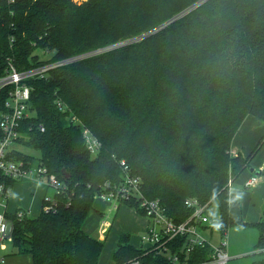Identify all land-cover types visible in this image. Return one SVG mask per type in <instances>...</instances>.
<instances>
[{
    "label": "trees",
    "instance_id": "16d2710c",
    "mask_svg": "<svg viewBox=\"0 0 264 264\" xmlns=\"http://www.w3.org/2000/svg\"><path fill=\"white\" fill-rule=\"evenodd\" d=\"M87 53L45 79L28 80L34 114L18 141L39 151L40 163L66 189L55 194L54 210L23 220L8 214L13 254L29 255L32 264H99L104 242L84 224L103 185L123 179V160L176 223L192 214L187 199L216 202L213 228L256 227L264 252V208L249 222L232 218L229 205V183L264 146L263 135L248 156L232 153L247 116L264 122V0H0V75L8 58L27 70ZM84 127L102 143L95 156ZM2 181L15 184L0 175ZM130 240L120 235L112 264H172ZM209 253L198 246L188 262Z\"/></svg>",
    "mask_w": 264,
    "mask_h": 264
},
{
    "label": "built area",
    "instance_id": "2783aa9c",
    "mask_svg": "<svg viewBox=\"0 0 264 264\" xmlns=\"http://www.w3.org/2000/svg\"><path fill=\"white\" fill-rule=\"evenodd\" d=\"M12 3L15 0H7ZM98 50L97 52H101ZM91 53L82 54L73 58L59 61H49L31 67L27 70H19L12 58H8L7 67L0 75V175L10 180L23 181L34 180L46 184L54 190L53 196L45 197L46 204L43 209L51 211L55 209V194L66 189L63 181L57 175L49 173L40 161L34 165V159L24 161L23 159L11 158V149L15 143L22 138V123L29 119L34 113L31 108L32 87L28 80L45 79L50 72L59 66L68 64L74 60L82 59ZM73 119H75L73 117ZM41 130H44L41 127ZM83 137L89 152L95 156L102 148L101 141L87 128H83ZM123 179L118 183L107 181L103 190L96 198L105 200L110 205V210L116 211L122 205L133 202V209L143 215L146 220V228L141 237V245L137 248L144 253H154L164 257L172 264H229L231 257L228 252L229 228H213L218 220H212L207 213L209 203L202 204L196 198H189L185 205L192 209V214L183 222L176 223L167 214L166 207L159 198L150 199L143 191L141 176L132 174L131 168L123 160ZM46 178V179H45ZM258 184V175L252 174L243 182L246 189L254 188ZM233 182L229 183V192L232 190ZM11 189L5 181L0 182V197L9 199ZM4 211L0 213V249L6 250L7 243L12 242V224L8 217L7 203L0 204ZM18 220L31 217L27 209L19 208L12 213ZM219 234L218 243L213 242V235ZM181 239L184 241L181 242ZM208 246L210 253L208 258L202 262L189 263V254L196 247ZM5 258L0 254V264H4ZM124 264H141L139 258H134Z\"/></svg>",
    "mask_w": 264,
    "mask_h": 264
},
{
    "label": "rangeland",
    "instance_id": "374dc122",
    "mask_svg": "<svg viewBox=\"0 0 264 264\" xmlns=\"http://www.w3.org/2000/svg\"><path fill=\"white\" fill-rule=\"evenodd\" d=\"M80 1V0H79ZM82 1V0H81ZM40 55V59H45L48 55L44 54L42 51H38ZM11 149H15L23 154H27L33 157L34 165L39 163L40 152L29 147L27 144L23 143H15L11 146ZM233 153V152H232ZM260 161L264 163V155L260 157ZM257 170H260L259 168ZM245 174H242L239 177L238 181L233 183V188L239 189L240 184L245 178ZM46 179V178H45ZM47 181L42 183L46 184ZM20 186L16 188L15 194H12L10 199V203L13 198L14 201H18L21 204H29L31 200L34 198V212L40 209V205L42 203L43 198V190H36L31 185H27L26 183L19 184ZM258 188H262V193L264 194V173L258 176ZM43 188V187H42ZM255 189V188H254ZM246 190L244 191L243 199H239L238 201L242 204L243 212L244 205L251 208L255 212H261L259 214V220L263 216L262 206L264 204V199L260 202H253L251 197V192L254 190ZM34 192V196H31V193ZM260 194V196H261ZM49 196V195H48ZM46 196V197H48ZM6 198L0 197V204L6 203ZM104 208V207H103ZM106 210V207H105ZM4 208L0 205V213H3ZM207 213L211 217L212 220H218L220 218V210L218 204L213 203L207 210ZM134 211H125L120 210L118 213L113 211L106 210L103 217L96 216L95 213H91L89 218L87 219L84 229L86 232L95 236L99 240L104 242V249L101 254L99 264H112V255L117 247L119 236L122 233H129L132 244L141 245V240L138 242L139 237L143 234V232L136 231L140 225H142V218L137 216ZM134 220V226H132V221ZM219 234L215 233L212 241L218 243ZM229 238V247L228 252L231 257L229 264H254L262 259H264V252L262 249H258V239H259V230L253 226H242L239 224H233L229 228L228 233ZM7 249L1 250L0 254L4 256L5 261L4 264H9V260L13 258V256H22L13 254V246L12 242H6ZM22 264H30V260L28 257H24Z\"/></svg>",
    "mask_w": 264,
    "mask_h": 264
},
{
    "label": "crops",
    "instance_id": "0c3cea01",
    "mask_svg": "<svg viewBox=\"0 0 264 264\" xmlns=\"http://www.w3.org/2000/svg\"><path fill=\"white\" fill-rule=\"evenodd\" d=\"M263 135H264V122L261 121L259 118L253 116V115L247 116L245 118V120L243 121V123L241 124L240 128L238 129L237 133L234 136V139H233V142H232V152H233V154L241 153L245 157L248 156L249 153L256 147L258 141L260 140V138ZM262 155H264V146L261 149V151L251 161V167H253L255 171H260V174L264 173V163H262V161H260V157ZM258 168L260 170H257ZM249 169L250 168L246 169L242 173V174H244V173H246V174H245V178H243V180H242V182L240 184L239 189L235 190L233 188V185H232V190L229 193L230 214H231L232 218L237 219V220L256 222V221L259 220V214L261 212H255L254 210H252L251 208L247 207L246 205H244V212H243L242 204H240V202L236 199L237 195H241V194H242L241 195V199H243L244 191H246V190L250 191V190H252L254 188L255 189L251 192L252 201L253 202H255V201L260 202V201H262L264 199V194H261L263 187L258 188L256 186L254 188L246 189L243 186V182L246 179H248L253 174L252 172H250ZM238 180H239V178H237L236 181H238ZM21 183H26L27 185H31L36 190H40V189L43 190V195L44 196L42 198V203H41L40 209L38 211L34 212V203H35L34 198L31 200V202L29 204H21L18 201L17 202L14 201V198L12 199L13 203H12V201L10 203V199L12 197V194L13 195L15 194L16 188H18L20 186L19 184H21ZM34 194L35 193L32 192L31 196L33 197ZM260 194H261V196H260ZM48 195L49 196H53L54 195V190L49 188L47 186V184L39 183V182H36L34 180H30V179L23 180V181H17L13 185V187L11 189V195H10L9 199L7 200V202H6L7 203V211L12 214L17 209L24 208V209L29 210L31 217H36V216H38L41 213L42 208H43L44 199ZM94 205H95V209L91 213L94 212L96 216L103 217L106 210L113 211V210H110V205L105 200H103L101 198H96ZM105 207H106V210H105ZM263 208H264V204L262 206V210H263ZM120 210H125V211H131L132 210L136 214H138L137 216L142 218L143 221H142V225H140L136 231H138V232L142 231L144 233V230H145L146 224H147V220H146V218L143 215H141L135 209H133L132 207H130L128 205H122L118 210L113 211V212L118 213ZM91 213H90V215H91ZM131 225L134 226V220L132 221ZM84 226H85V224H84ZM142 235L139 237L138 242L141 240ZM91 236H93V235H91ZM93 237H95V236H93ZM130 243H131V240H130ZM138 244L136 243V244H132V245L137 248L139 246ZM24 257H28V259L30 260V264H32V260H31V257L29 255H26ZM23 259H24L23 255L21 257L20 256H13V258H11L9 260V264H22Z\"/></svg>",
    "mask_w": 264,
    "mask_h": 264
},
{
    "label": "water",
    "instance_id": "95a60500",
    "mask_svg": "<svg viewBox=\"0 0 264 264\" xmlns=\"http://www.w3.org/2000/svg\"><path fill=\"white\" fill-rule=\"evenodd\" d=\"M190 9H191V8H190ZM188 11H189V10H188ZM188 11H186V12H184V13L178 15L177 17L173 18V19H172L171 21H169L167 24H169V23H171L172 21L176 20L177 18L181 17L182 15H184L185 13H187ZM163 27H164V26H162L161 28H163ZM152 33H153V32H149V33L145 34V35L142 36V37L134 38V39L128 40V41L123 42V43L118 44V45L129 44V43L136 42V41L140 40L141 38H145V37L151 35ZM249 170H250V172H252V173L255 174V175H259V174H260V171H255L253 167H250ZM63 174L66 176V178H69V177H70L69 174H68L65 170H63Z\"/></svg>",
    "mask_w": 264,
    "mask_h": 264
},
{
    "label": "clouds",
    "instance_id": "9594fccd",
    "mask_svg": "<svg viewBox=\"0 0 264 264\" xmlns=\"http://www.w3.org/2000/svg\"><path fill=\"white\" fill-rule=\"evenodd\" d=\"M242 195V194H241ZM241 195H237L236 199L239 200L241 199Z\"/></svg>",
    "mask_w": 264,
    "mask_h": 264
}]
</instances>
